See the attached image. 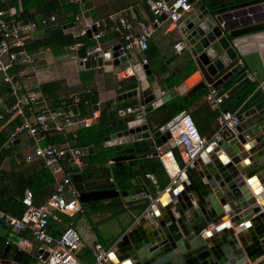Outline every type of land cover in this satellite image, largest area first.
I'll return each instance as SVG.
<instances>
[{
  "label": "crops",
  "instance_id": "obj_1",
  "mask_svg": "<svg viewBox=\"0 0 264 264\" xmlns=\"http://www.w3.org/2000/svg\"><path fill=\"white\" fill-rule=\"evenodd\" d=\"M85 1H92V7L86 8ZM85 1L0 0V11L8 23L35 24L22 48L30 56V62L19 64L12 74L22 85L18 96L27 93L36 95L38 104L33 112L45 113L50 119L45 133L36 136L27 132L16 133L23 118L30 119L32 112L23 109L22 116L9 112L15 96L0 80V208L20 216L24 211L21 198L25 191H31L34 205H40L54 192L64 175L86 176L87 179L83 178L80 185H92L93 190L110 189L113 185L115 191L121 192L140 189L144 185L150 191V196L138 195L130 202L123 201L120 195L83 204L79 202L82 211L59 215L60 221H50L48 230L52 236L57 237L67 226H72L84 245L78 257L85 264L93 263L92 247L96 244L111 252L110 264H135L137 261L131 256L136 254H140L143 264H156L169 250H164L162 241L173 238L175 234L179 236L178 242L183 248L181 256L187 262L210 264L207 257H220L227 250L228 239L233 237L230 230L235 231L236 228L225 217L224 223H229L228 231L219 228L224 223L202 229L201 225L206 222L205 215L196 211V205L191 204V208H188V199L192 196V184L197 182L198 177L201 183H207L205 172H209L208 166L215 163V150L208 146L171 183L158 160L148 156L156 146L139 147L135 153L134 164L131 165L127 161L113 163L110 160L112 147L107 143L111 139L110 135L120 128L117 121L130 115L138 107L141 86L151 89L157 99L170 95L169 100L162 106L175 103L182 109L173 118L186 112L193 119L200 135L206 140L212 139L218 128L217 114L207 104L205 96L215 89L206 86L194 97L182 101V97L203 80L196 59L189 54L188 46L181 53L173 51L177 42L185 43L179 26L189 13L182 16L174 27L169 25L166 18H161L155 24L146 0ZM38 16L42 17V29L38 27ZM262 17L264 0H258L257 4L234 13V18L239 21ZM121 20L130 24L129 30H117ZM141 24L147 26L151 33L147 50L141 52L133 49L128 53L134 65H143V59L146 60L150 74H145V82H141L136 73L123 78L120 72L132 66L127 61L114 64L112 58L114 45L121 43L122 47L125 46L123 34L137 36ZM93 26L101 29L103 33L98 41L93 35L89 37L86 34ZM84 29L85 34L81 35L80 31ZM97 45H101L103 50L100 59L83 61L88 51H92ZM87 61L89 64L85 65ZM257 86L255 90L258 91ZM132 91L137 94L132 96ZM70 105H77L76 116L70 112H57V109ZM162 106L150 113L153 126L158 127L161 121L167 119V114L161 110ZM94 111L97 112L98 119L88 128L77 125L58 130V122L52 119L57 114H69L73 119L79 120L89 117ZM150 114L148 117H151ZM14 133L11 140L10 135ZM73 143L75 144L72 146ZM46 146L63 147L70 151L91 147V151L76 156L75 159L64 157L59 160V171L56 173L41 160L34 158L30 162L24 161L26 156L33 154L36 147ZM161 146H167V141ZM246 162L247 159L243 164ZM148 175L154 177L155 183ZM124 176L129 179L122 181ZM252 181L253 186L245 179L242 184L245 183L254 197L263 200L264 204L261 185L256 179ZM171 185H175V191L169 190L172 194L167 196L160 210L154 206L153 217H150V205L168 191ZM207 209L206 213L210 215L211 210ZM237 228L242 229L244 240L251 239L249 230L252 227L249 223ZM23 237L29 239V254L37 255L38 245L28 233L12 231L0 221V257L6 245L9 247L5 254L7 257L20 251L19 243ZM172 253L174 257L178 255L176 249ZM202 254L205 255L204 259Z\"/></svg>",
  "mask_w": 264,
  "mask_h": 264
},
{
  "label": "water",
  "instance_id": "obj_2",
  "mask_svg": "<svg viewBox=\"0 0 264 264\" xmlns=\"http://www.w3.org/2000/svg\"><path fill=\"white\" fill-rule=\"evenodd\" d=\"M257 3L258 0H193L192 11L179 26L185 43L189 46V54L196 59V65L203 76V80L188 91L182 97V101L194 97L206 86L218 88L224 94L221 97L222 111L235 113L239 121V125L229 139L222 137L210 145L217 154L214 165L208 166L210 170L205 172L207 183H201L198 177L197 182L192 184V196L188 199L190 200L188 208L196 205V211L205 215L206 222L201 225L202 229L211 225L220 226L224 223L225 217L236 228L235 231L230 230L233 237L228 239L227 250L220 257L216 255V259L207 257L210 264H247V262L264 264L263 200L256 199L247 185L242 184V180L245 179L253 186L252 180L256 179L264 191V93L255 90L247 95L244 92L248 84L254 82L258 85L264 80V17L249 18L246 21L234 18L237 10ZM84 5L89 9L93 3L85 1ZM37 21L39 29H42V17L38 16ZM96 32L97 28L93 26L86 34L92 37ZM112 58L114 64L129 62L141 82H145V74H150L147 64L134 65L130 53L123 54L121 43L112 47ZM87 64L89 61L85 63ZM248 74H253V81L247 78ZM140 89L141 98L138 107L130 115L118 120L119 130L110 135L109 144L112 147L110 160L115 164L127 161L133 165L139 147L161 146L169 139L166 130L172 122L169 121L158 127L153 126L150 113L166 103L170 95L157 99L148 87L141 86ZM131 94L135 96L137 93L132 91ZM57 112H70L76 116L77 105L57 109ZM149 114L151 117H148ZM180 114L184 115L186 112ZM90 151L91 147H87L75 149L73 152L76 156H81ZM66 157L69 158V154H66ZM246 159L247 162L243 164ZM187 176L190 179L188 174ZM71 178L76 184L81 204L118 195L123 201L130 202L138 195L144 194L147 197L151 194L144 185H141L140 189L121 192L115 191L113 185L110 189L93 190L92 185L86 187L80 185L83 178L87 179L86 176L74 175ZM136 180L140 182L139 178ZM175 189V185H171L168 191L155 200L153 206L160 210L161 204L168 195L172 194L169 190L173 192ZM206 208L211 210L210 215L206 213ZM229 223H224L219 228L228 231ZM244 223H249L252 227L249 230L250 240H244L242 229L237 230V227ZM178 240L179 236L175 234L173 238L162 241V245H165L164 250H169L156 264H191L181 256L183 248ZM175 249L178 252L177 257L172 253ZM8 251L9 247L6 245L0 257V264H42L48 254L46 251H39L37 255L31 256L20 250L7 257L5 254ZM202 255L204 259L205 255ZM131 258L137 261L135 264H143L140 254L132 255Z\"/></svg>",
  "mask_w": 264,
  "mask_h": 264
},
{
  "label": "built area",
  "instance_id": "obj_3",
  "mask_svg": "<svg viewBox=\"0 0 264 264\" xmlns=\"http://www.w3.org/2000/svg\"><path fill=\"white\" fill-rule=\"evenodd\" d=\"M192 2L193 0H173V2L170 0H146L152 21L155 24L159 23L162 17H165L169 25L174 27L182 16L191 12ZM50 20L53 21V19ZM34 27L35 24L33 23L10 24L3 18V13L0 11V80L7 85L10 92L15 96V102L11 105L9 112L20 116L23 115V109L32 112V117L30 119L23 118L22 123L16 129V133L27 132L31 136L45 133L48 130L50 119L45 113L33 112L38 104L36 95L27 93L18 96V93L22 90V85L12 72L19 64L30 62V56L22 48ZM129 29L130 24L121 20L117 30L127 31ZM140 29L137 36L123 34L122 38L125 41V46L122 47L123 54L133 49H138L141 52L147 50V41L151 33L149 28L142 24ZM85 31L86 29L81 30L80 34L84 35ZM102 35L101 29H97V32L93 34V38L98 41ZM187 46L186 43L179 41L173 46V51L181 53L189 47ZM102 53L101 45H97L95 49L88 51L83 61L96 60L101 57ZM143 63L146 64V60L143 59ZM134 73L133 67H128L120 72V75L127 78L134 75ZM247 78L253 81V74H248ZM257 89L264 93V80L258 84ZM223 95L215 89L209 91L205 96L209 107L217 113L218 128L212 139L206 140L200 135L190 115L187 113L184 115L179 114L170 120L172 123L167 127L166 132L169 136L167 146H156L148 154L149 157L158 160L161 168L171 179V183L187 167L192 165L208 146L222 137L229 139L235 132L236 127L239 125L238 117L235 113L222 111L221 97ZM52 119L58 122V130L73 128L77 125L88 128L98 119V115L94 111L89 117L76 120L69 114H57ZM14 136L15 133L10 135V139L12 140ZM66 154H69L68 159L76 158L73 151L63 147H36L33 154L26 156L24 161L30 162L34 158L41 160L47 168L56 173L59 171L58 161L66 157ZM148 177L155 183L152 175H148ZM21 203L24 206V211L20 216L12 215L0 209V221L12 231L28 233L30 238L37 243L38 252L46 251L48 253L42 264H85L78 257L84 245L79 234L72 226H67L57 237L52 236L48 230L50 221H60L59 215L82 211L79 204V192L71 176L64 175L57 183L54 192L44 203L34 205L31 191H25ZM153 204L150 205L148 211L150 217H153ZM19 244L21 251L31 252L28 238H21ZM92 255V264H110L112 261L111 252L104 249L100 244L92 247Z\"/></svg>",
  "mask_w": 264,
  "mask_h": 264
},
{
  "label": "trees",
  "instance_id": "obj_4",
  "mask_svg": "<svg viewBox=\"0 0 264 264\" xmlns=\"http://www.w3.org/2000/svg\"><path fill=\"white\" fill-rule=\"evenodd\" d=\"M256 83H250L246 86V88L244 89V92L248 95L251 94L253 91H255L256 89ZM161 110L163 113L167 114V119L163 120L160 122V126L167 124L174 116V114H176V112H181L182 109H180V107H178L177 104L175 103H167L164 106L161 107ZM179 110V111H178ZM217 114V113H216ZM217 117V115H216ZM129 178L127 176H124L121 178V180H125L127 181ZM24 196V195H23ZM22 200V198H21ZM22 204V203H21ZM1 209V208H0ZM2 210V209H1ZM4 211V210H2ZM6 212V211H5ZM13 215V214H12Z\"/></svg>",
  "mask_w": 264,
  "mask_h": 264
}]
</instances>
